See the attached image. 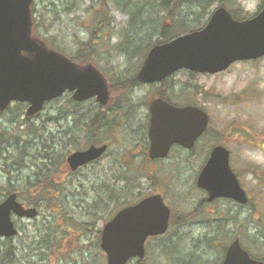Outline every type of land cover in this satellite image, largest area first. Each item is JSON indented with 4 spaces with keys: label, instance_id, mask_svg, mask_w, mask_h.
Instances as JSON below:
<instances>
[{
    "label": "rangeland",
    "instance_id": "rangeland-1",
    "mask_svg": "<svg viewBox=\"0 0 264 264\" xmlns=\"http://www.w3.org/2000/svg\"><path fill=\"white\" fill-rule=\"evenodd\" d=\"M95 1L33 0L32 8L36 18L44 20L40 26H57L55 31H49L58 36L54 45H60L66 55H74L76 49L69 40L87 41L91 34L95 40L97 36L102 38L89 11ZM263 2L199 0V6L181 15H189L183 19L189 26L201 27L221 3L248 18ZM62 6L71 7L60 13ZM107 9L111 27L103 40L109 46H97L103 40L94 42L97 47L93 57L110 82L111 72L135 74L145 43L125 50L126 39L130 40L125 0H108ZM110 88L107 107L114 117L109 128L100 127L93 134L94 141L108 144L106 154L73 174H62L56 198L38 203L35 218L12 217L17 229L10 238L16 251L15 264H106L98 235L103 223L125 203L160 191L171 209L168 227L163 235L146 240L140 264H186L181 263V256L187 261L197 258V264H219L225 247L235 237L257 260L264 261V56L235 62L211 75L179 70L163 84L135 86L124 97L111 95ZM159 93L178 104L199 105L209 115V125L192 150L175 146L165 159L150 161L146 156L147 118L143 114L147 113L149 100ZM69 96L65 93L46 103L29 120L22 115L23 104H11L0 113V128L9 138L0 144V201L3 190H25L27 179L38 178L49 157L51 162H60L90 143L84 114H91L97 104L90 99L72 106ZM124 99L129 116L116 110ZM68 125L72 126L70 132ZM218 143L229 150L230 167L248 195L247 206L234 205L229 200L206 202V192L195 186L208 151ZM46 154L49 157L45 158ZM34 193V189L29 192L32 197ZM24 197L30 198L27 194ZM18 199L30 206L23 196ZM178 214L183 216L179 220ZM136 261L134 258L126 264H137Z\"/></svg>",
    "mask_w": 264,
    "mask_h": 264
},
{
    "label": "water",
    "instance_id": "water-1",
    "mask_svg": "<svg viewBox=\"0 0 264 264\" xmlns=\"http://www.w3.org/2000/svg\"><path fill=\"white\" fill-rule=\"evenodd\" d=\"M32 0H0V112L12 101L26 102V116L39 112L45 102L63 92H71L74 101L94 97L103 105L108 92L103 76L90 64L78 68L63 55L48 49L30 36ZM264 55V5L251 18L235 21L219 6L200 30L177 36L152 46L136 73L140 83L160 82L173 72L186 69L214 74L231 63ZM148 157L166 156L172 144L191 148L204 131L207 114L195 106L176 107L160 98L148 105ZM106 144L89 146L70 153L66 162L71 170L100 157ZM228 151L222 145L210 150L195 184L207 193V201L230 198L247 202L228 164ZM11 213L33 218L37 210L23 207L14 193L0 202V238L17 233ZM169 209L159 194L145 197L118 210L101 231L99 247L106 264H125L131 258L142 259L148 237L163 234L168 227ZM220 264H264L249 257L234 239L226 247Z\"/></svg>",
    "mask_w": 264,
    "mask_h": 264
},
{
    "label": "trees",
    "instance_id": "trees-1",
    "mask_svg": "<svg viewBox=\"0 0 264 264\" xmlns=\"http://www.w3.org/2000/svg\"><path fill=\"white\" fill-rule=\"evenodd\" d=\"M96 5L93 7V5L90 7L89 11L91 10V18L93 22L96 25V29L99 30L98 35L102 36V38L97 36V39H93L94 35L91 34V38H88L87 41H83L80 38H74V40H69L68 42L73 43V47H75L74 55H66L63 50L59 47L60 45H54L56 43V38L58 37L55 33H49V31L53 28L56 29V25L49 23L48 25L40 26V23H42L44 20L41 19L39 21L38 18L34 15V10L31 8V33L34 38L39 39L41 42H43L47 47L59 52L60 54L64 55L68 59H70L73 63H75L77 66H84L88 63L92 64L96 67V64L94 62L95 57L94 55V48L97 46H101V48L105 47V49L108 48L107 40L104 41V36L108 34V30L110 29V23H111V16L110 11L107 9L108 0H96ZM125 4L127 6V14H128V21H129V30H130V40L126 39L128 41V44H126V51L129 49L135 47L139 42L145 43V46L143 47V50L141 51L140 58H143L146 51L149 49V47L153 44L162 43L165 42L171 38H174L175 36L188 32L193 29H197V26H189L187 22H184L183 19H186L185 17H188L189 15L182 14L185 10L191 9L194 6H199V0H125ZM71 5H74L73 2H71ZM62 6V9L60 10V13L69 11L71 6ZM232 16L235 19H242V16H238V14L232 10H230ZM42 18V16H40ZM52 17L55 20L57 19V15L53 14ZM83 27V25H82ZM69 27H66V30ZM55 31V30H53ZM72 33V32H71ZM67 34L68 36H71ZM90 33H94V31H90ZM63 40V37L60 38V41ZM103 40L100 44V42H97L96 44H99L95 46L94 42ZM132 46V47H131ZM60 49V50H59ZM139 52V48H136ZM72 55V56H71ZM118 74H114L111 72V81L109 82L107 77L105 76L106 80L108 81V86H110L111 95H114L115 97H124L125 94L129 89H131L135 84H137V81L135 79V74L131 73L130 75H127V72H118ZM72 106H77L78 103L71 102ZM19 105V104H17ZM125 106L127 107V100L124 99L121 103V105L116 106L117 111H122L123 114L128 115L127 111L125 110ZM97 111H100V113H97ZM89 112V111H88ZM92 112V111H91ZM111 109L105 106H95V110L91 114H84L87 118L86 120V127L88 128L89 132V141L93 143L94 141V133L100 128V127H110V122L113 119V115L110 113ZM90 113V112H89ZM84 127V126H83ZM65 134V132H64ZM8 141L9 138L6 136L3 132V129L0 128V144L4 141ZM52 154V153H51ZM0 156H2V153H0ZM49 157L47 154L45 155V158ZM64 158V157H63ZM44 161V160H43ZM45 170L42 171L41 174H39L38 178H34V180L30 181L27 179V184L25 186V190H19L17 195L19 197L23 196V199H25L24 195H29L30 198H28L26 201L30 205H34L37 207L38 203H48L52 199H55L57 196V193H59V183L62 180V174L68 175L67 172V166L66 162L63 159L60 162L53 161L51 162L49 157V163L45 166ZM58 184V185H57ZM37 187L39 190H37ZM31 189L35 190L34 197H32L29 192ZM54 190L52 193L51 191ZM5 191L4 195L6 193L12 192V191ZM16 191V190H13ZM147 195V194H146ZM145 196V195H144ZM129 204V203H128ZM124 205H127L125 203ZM192 214L195 213V210L192 209ZM183 216L182 214H178L177 220L181 219ZM175 220V218H173ZM99 235V233H98ZM50 238L49 236H47ZM232 239V238H231ZM0 264H15L16 263V251L14 252V247L10 244L11 239H0ZM54 243L56 241L52 240ZM43 242H45L43 240ZM221 245V242L220 244ZM224 248V246H221ZM184 257H180L181 263L186 264H197V258L194 259V261H187L183 259ZM200 263V259H199ZM137 264H140L139 261H137ZM202 264V262L200 263Z\"/></svg>",
    "mask_w": 264,
    "mask_h": 264
},
{
    "label": "flooded vegetation",
    "instance_id": "flooded-vegetation-1",
    "mask_svg": "<svg viewBox=\"0 0 264 264\" xmlns=\"http://www.w3.org/2000/svg\"><path fill=\"white\" fill-rule=\"evenodd\" d=\"M156 96H158V95H155L154 97H156ZM69 99H71V97L69 98ZM27 105L25 104V107H26ZM85 126H86V123H85ZM71 128H72V126H70V125H68L67 126V130L70 132V130H71ZM99 143L98 142H96L95 141V143H94V145H98ZM91 144H88V146H90ZM87 146V147H88ZM85 149V148H84ZM100 159H97V160H95V161H92L91 163H89V164H93V163H95V162H97V161H99ZM67 166V172L69 173V174H73L74 173V171L76 172V170L79 168L80 169V167H78L76 170H71L70 168H69V166L68 165H66ZM86 166V165H85ZM84 167V166H83ZM82 168V167H81ZM78 169V170H79ZM77 170V171H78ZM236 174V173H235ZM236 176H237V178L239 177L237 174H236ZM238 181H239V178H238ZM240 183V182H239ZM241 185V184H240ZM246 193V192H245ZM246 195H247V193H246ZM248 196V195H247ZM229 200V199H228ZM230 202H232L234 205H238L236 202H234V201H232V200H229ZM249 203V202H248ZM247 203V204H248ZM247 204L245 205V206H247ZM238 206H240V205H238ZM242 207H244V205L242 206ZM251 256H253L252 254H251ZM254 257V256H253ZM264 260V259H263Z\"/></svg>",
    "mask_w": 264,
    "mask_h": 264
},
{
    "label": "bare ground",
    "instance_id": "bare-ground-1",
    "mask_svg": "<svg viewBox=\"0 0 264 264\" xmlns=\"http://www.w3.org/2000/svg\"><path fill=\"white\" fill-rule=\"evenodd\" d=\"M103 229V225L101 226V228L98 230L99 236L101 235V231Z\"/></svg>",
    "mask_w": 264,
    "mask_h": 264
}]
</instances>
